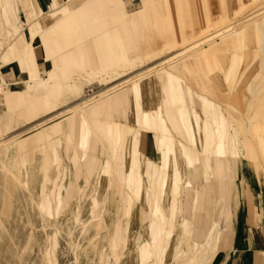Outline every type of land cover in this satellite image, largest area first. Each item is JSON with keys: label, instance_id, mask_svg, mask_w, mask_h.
<instances>
[{"label": "rangeland", "instance_id": "obj_1", "mask_svg": "<svg viewBox=\"0 0 264 264\" xmlns=\"http://www.w3.org/2000/svg\"><path fill=\"white\" fill-rule=\"evenodd\" d=\"M79 1L0 0L2 72L13 61L29 72L0 87V264H264V0L185 34L175 20L206 0H82L77 12ZM40 16L58 18L43 29ZM168 75L212 103L195 98L210 127H232L234 148L206 141L205 126L184 130L190 103ZM156 78L155 113L169 108L176 123L149 136L140 95ZM166 135L174 164L157 146ZM216 221L226 245L205 238Z\"/></svg>", "mask_w": 264, "mask_h": 264}, {"label": "crops", "instance_id": "obj_2", "mask_svg": "<svg viewBox=\"0 0 264 264\" xmlns=\"http://www.w3.org/2000/svg\"><path fill=\"white\" fill-rule=\"evenodd\" d=\"M244 1L245 0H208V1L206 0V3H205L206 4V10L205 11L204 10H198L197 12L199 13V15L194 16V19H192V20H190L189 14L186 12L185 13V19L180 17L181 19L184 20V23L180 24L177 21V24H178L177 25L176 20H175V24H174L175 29L180 30L178 32L181 34L188 33V30H190L192 28V24L194 27H202L208 16H216L218 14H223L225 12H229L230 10H234V9L238 8L240 5L244 4ZM214 4H215V6H214ZM176 5H177V1H176ZM56 18H58V16H40L37 20V23H39V25L41 24L43 26L42 28L45 29ZM173 18L176 19L175 16H173ZM84 45L85 44H83V46ZM33 48L35 51L34 57H33L34 62L30 63V72L32 75L39 76L40 74H39L38 52L36 51L37 48H35L34 46H33ZM45 55H46V52H45ZM46 61L51 62V60L49 58L48 59L46 58ZM85 63H87V62H85ZM15 64H16V66H15ZM192 64H194V62L184 63L182 65L183 72H187V71L191 72ZM2 66H4L3 63H2ZM87 66H88L87 64H83V67L86 68ZM5 68L6 69L2 72V79L6 82H10V84H17V83H21V84L23 83L24 84V81H19V80H21L26 75H27V77H29V72H28V74L26 72H24V69H23L24 67H22L18 61H13V62H10L8 64L6 63ZM169 75L166 76L164 79L166 81L170 82V85L171 84L177 85L176 86V89H177V87L180 86L176 83L178 81L177 80L178 77L174 76V78H171ZM40 78H43V77H40ZM158 79L162 80V78H156V79L148 80V81L144 82L147 84L151 82V84L149 86V93H145V94L142 93L141 95L139 94L141 96V99L145 100V102H142V108H148V103L150 102V114H148V113L143 114L144 115V118H143L144 129L145 130L147 128L151 129V133H148L149 136L156 134V132H158L159 130L163 131L165 133L164 128L166 127L167 119L169 121H171L172 123H176L175 116L172 114H169V108H167V110H166V108L164 106H162V111L160 113H155L157 111V97L155 94V84L158 81ZM180 87L182 90L185 91V93H183L185 96V101L186 100L189 101L190 107H191L190 110L192 112L191 113V112L181 110V103H180L181 101L179 100V98L177 97V95L174 92L173 93L171 92V94L173 96V101H175V103L179 106L180 110L182 111L184 124H183V122L181 124H182L184 130L190 134L196 135V134L202 133V128H203V126H205L203 129V132H205V133L208 132L211 134V136L209 137L210 140L206 139V141H212L213 136L217 134L216 136L218 137L219 142H220L219 150L221 148L225 147V145H228L231 148H234V146L236 144V139L233 138V135L231 134V131H232L231 128L232 127L231 126H229L228 128L224 127V120L222 117L218 118V120L215 119L213 121V124H212L213 127H210V125L208 124V120H206V118L201 119L200 113L197 110V105H196L197 101L195 100V98L196 97L200 98V100H202L203 105H204V103H207L210 106H212V103L209 100H207L202 94L197 93L196 90H194L189 83L186 84L185 86H180ZM170 90H172V89H170ZM118 95H120L122 97V102H123L124 98L126 97L125 93H119ZM118 95H116V97ZM118 111H119V113H121L123 115V112L120 111L119 107H118ZM179 121H180V118H179ZM145 130H143V131H145ZM136 135H137V133H135V135L132 136V139ZM196 136H195V138H197ZM217 137L214 136V138H217ZM191 138H194V137L191 136ZM161 142H162V144H158L159 142H157V146H158L159 151L162 154V158H163V153L161 150L167 148L168 150H171L174 154V156H173V164H174L175 163L174 158H177V152L175 150L176 148L173 147V143H172L173 140L171 139V137L166 135L163 138V141H161ZM135 145H138V147L140 148V144L137 141L136 142L134 141V143L131 145V147H133V149H134ZM179 146L180 145H178V149H179ZM135 152H136V150H135ZM140 152H141V150H140ZM125 153H126V149H125ZM231 154L236 155V153H231ZM141 155H144V154L141 152ZM136 156H137V152H136ZM145 156L151 160L150 154L145 155ZM189 158L190 157L187 156V159H189ZM188 161H189V163L193 162L190 159ZM152 163L154 166L160 167V164H156L153 161H152ZM194 164H195V162H194ZM152 174H154V173H152ZM236 216H237V213L235 211V213L233 215V221L235 223L234 224L235 226H237ZM219 223L220 222H217V221L214 222V226L211 227L207 231L205 238H206V236L210 237V239H211L210 244L226 245V243L228 242V235L229 234L226 233L225 235H222L224 232H227V231L224 230L225 229L224 225L223 224L220 225ZM202 224H206L204 222V220L202 221ZM200 243H201L200 240H196V241H194L193 244H200Z\"/></svg>", "mask_w": 264, "mask_h": 264}, {"label": "bare ground", "instance_id": "obj_3", "mask_svg": "<svg viewBox=\"0 0 264 264\" xmlns=\"http://www.w3.org/2000/svg\"><path fill=\"white\" fill-rule=\"evenodd\" d=\"M83 1H84V0H83ZM83 1H82V0L79 1V3H78V8H77V12H78V9H80V10L82 9V11H84V9H86V8L89 6V4H88L87 2H83ZM238 11H239V10H238ZM79 13H80V12H79ZM74 14H77V13L75 12ZM233 14H234V13H233ZM235 14L237 15V13H235ZM235 14H234V15H235ZM236 15H235V16H236ZM232 16H233V15H232ZM235 16H234L233 18H235ZM237 16H239V15H237ZM236 19H238V18H236ZM236 19H235V21H236ZM227 20H228V19H227ZM229 20H230V19H229ZM229 20H228V21H229ZM232 20L234 21V19H232ZM250 22H251V21H250ZM230 23H232V22H230ZM230 23L228 22V24H230ZM257 23H258V22H257ZM232 24H233V23H232ZM252 24H253V23H252ZM252 24H251V25H252ZM234 25H235V24H234ZM245 25H246V23H245ZM249 25H250V23H249ZM249 25H248V26H249ZM257 25L259 26V23H258ZM260 25H261V23H260ZM224 26H225V28H226V26H228V25H227V22H226V24H225ZM224 26H223V27H224ZM235 26H236V25H235ZM235 26H234V27H235ZM242 26H243V25H242ZM240 27H241V26H240ZM235 28H236V27H235ZM235 28H234V29H235ZM241 28H243V27H241ZM244 28H246V27L244 26ZM222 29H223V28H222ZM230 29H231V28H230ZM230 29H229V31H231ZM238 30H239V29H238ZM240 30H243V29H240ZM229 31H228V32H229ZM235 31H236V29H235ZM263 31H264V30H263ZM231 32H232V31H231ZM217 33H218V32H217ZM237 33H238V31H237ZM229 34H231V33H229ZM229 34H227V35H228V36H231V35H232V34H231V35H229ZM233 34H235V33H233ZM263 34H264V33H263ZM216 36H217V35H215V38H216ZM223 36H224V35H223ZM262 36H263V35H262ZM226 37H227V36H226ZM226 37L220 38L219 41H220V40H223V39L226 38ZM208 40H209V39H208ZM212 42H213V41H212ZM212 42H211V43H212ZM214 43H215V42H214ZM174 46H175V45H174ZM174 46H173V47H174ZM263 46H264V45H263ZM263 46L261 45L262 48H263ZM190 47H191V46H190ZM167 49H168L169 51L172 50V49H169V47H168ZM167 49H165V50H167ZM263 49H264V48H263ZM162 50H163V49H162ZM162 50H161V51H162ZM173 50H174V48H173ZM173 50H172V51H173ZM190 50L193 52V51H194V47L192 46V47L189 48L188 50L183 51V54H181V55H183L184 57H185V55H186V57H187V55L190 54V53H187V52H189ZM259 50H260V48H259ZM263 52H264V51H263ZM161 53H162V52L157 53V54L155 55L156 57H153L152 55H151V57L157 59V57H158L157 55H158V54L161 55ZM163 53H164V52H163ZM184 54H185V55H184ZM261 54H262V53H261ZM153 55H154V54H153ZM178 57H179L178 55L174 54V55H172L171 57H169V61H172V60L175 61V60H181V59H182V58H178ZM260 57H261V56H260ZM152 58H151V59H152ZM144 60H145V59H144ZM146 60H147V59H146ZM154 60H155V59H154ZM0 62H1V61H0ZM154 68H155V67H154ZM160 69H161V68H160ZM0 70L2 71V64L0 65ZM157 71H158V70H157ZM159 71H160V70H159ZM161 71H162V70H161ZM143 73H144V72H143ZM157 73H159V72H156V74H157ZM149 74H150V72H149ZM145 76H147V74H146ZM139 77H140V76H139ZM141 77H142V76H141ZM141 77H140V79H141ZM143 78H144V77H143ZM143 78H142V79H143ZM138 79H139V78H138ZM140 79H139V80H140ZM135 81H136V80H135ZM132 82H133V81H132ZM132 82H131V83H132ZM125 83H126V82H125ZM129 83H130V82H129ZM14 85H15V84H9L8 86L10 87V86H14ZM1 86H2V83L0 84V87H1ZM120 86H121V84H120ZM3 87H4V86H3ZM114 88H116V87H114ZM114 88H113V89H114ZM120 88H122V87H120ZM116 89H117V88H116ZM118 89H119V88H118ZM118 89H117V91H118ZM119 90H120V89H119ZM113 91H114V90H113ZM115 92H116V90H115ZM253 92H254V91H253ZM113 93H114V92H113ZM108 94H109V93H108ZM110 94H111V93H110ZM106 95H107V94H105L104 96L106 97ZM100 96H102V95H100ZM99 98H101V97H99ZM102 98H103V96H102ZM102 98H101V99H102ZM49 123H50V122H49ZM47 124H48V123H47ZM44 125H45V124H44ZM44 125H43V127H44ZM38 126H39V125H38ZM41 127H42V126H41ZM41 127H40V128H41Z\"/></svg>", "mask_w": 264, "mask_h": 264}, {"label": "built area", "instance_id": "obj_4", "mask_svg": "<svg viewBox=\"0 0 264 264\" xmlns=\"http://www.w3.org/2000/svg\"><path fill=\"white\" fill-rule=\"evenodd\" d=\"M1 53V51H0ZM0 65H1V62H0ZM2 83V71L0 70V84Z\"/></svg>", "mask_w": 264, "mask_h": 264}]
</instances>
